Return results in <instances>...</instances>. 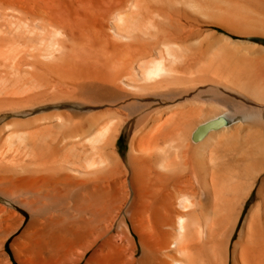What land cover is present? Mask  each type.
Segmentation results:
<instances>
[{
	"label": "bare ground",
	"instance_id": "6f19581e",
	"mask_svg": "<svg viewBox=\"0 0 264 264\" xmlns=\"http://www.w3.org/2000/svg\"><path fill=\"white\" fill-rule=\"evenodd\" d=\"M19 232L264 264V0H0V264Z\"/></svg>",
	"mask_w": 264,
	"mask_h": 264
},
{
	"label": "rangeland",
	"instance_id": "374dc122",
	"mask_svg": "<svg viewBox=\"0 0 264 264\" xmlns=\"http://www.w3.org/2000/svg\"><path fill=\"white\" fill-rule=\"evenodd\" d=\"M121 144L123 145L125 152H127L128 139L126 136L123 138ZM19 236H20V232L14 234L11 237V239L7 244V252L9 255L5 253L7 260L13 261L15 262V264H101V262L103 263L104 261H99L100 257L102 258V255L105 254L107 255L109 254L110 258H108L107 264H111L113 263L114 260L117 261L116 257H118L117 255L118 251H116V247L114 249V247H112L113 245L109 241H107L109 242V244L106 242V245L104 244L103 247L101 246L102 248L98 247L97 249L96 248L93 249L90 247L86 251V254H85V248L81 247V245L79 246V244L78 245L70 244L71 245L70 246L69 243L63 241L56 242L55 244L56 246L54 247H50V248L45 247L46 250L43 249L44 247L42 248L40 245L36 244L34 245L35 247L34 246L32 247L33 251L29 250L28 252L21 253L20 251L21 249L18 245L19 241H17ZM68 245L70 247H68ZM38 246H40V248H38ZM67 249H69L70 252ZM108 251L111 252V254L108 253ZM102 252L104 253L102 254ZM82 253L84 256L82 255ZM33 255H35V257Z\"/></svg>",
	"mask_w": 264,
	"mask_h": 264
}]
</instances>
